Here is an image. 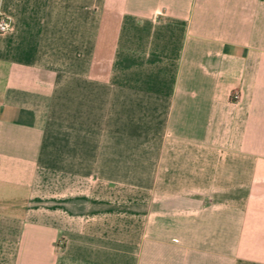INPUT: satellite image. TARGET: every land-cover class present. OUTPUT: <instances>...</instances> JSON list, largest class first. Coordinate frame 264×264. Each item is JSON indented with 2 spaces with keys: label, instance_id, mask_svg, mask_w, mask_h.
Masks as SVG:
<instances>
[{
  "label": "crops",
  "instance_id": "obj_1",
  "mask_svg": "<svg viewBox=\"0 0 264 264\" xmlns=\"http://www.w3.org/2000/svg\"><path fill=\"white\" fill-rule=\"evenodd\" d=\"M0 13V264H264V0Z\"/></svg>",
  "mask_w": 264,
  "mask_h": 264
},
{
  "label": "built area",
  "instance_id": "obj_2",
  "mask_svg": "<svg viewBox=\"0 0 264 264\" xmlns=\"http://www.w3.org/2000/svg\"><path fill=\"white\" fill-rule=\"evenodd\" d=\"M11 27V19L7 15L0 13V33L8 32Z\"/></svg>",
  "mask_w": 264,
  "mask_h": 264
}]
</instances>
